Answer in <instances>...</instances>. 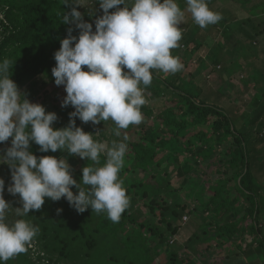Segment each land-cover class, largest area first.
<instances>
[{"label":"trees","instance_id":"16d2710c","mask_svg":"<svg viewBox=\"0 0 264 264\" xmlns=\"http://www.w3.org/2000/svg\"><path fill=\"white\" fill-rule=\"evenodd\" d=\"M92 1V9L77 7L95 31V20L103 15V10L97 8L98 0L96 4ZM214 1L207 0V3L222 17L224 43H214L206 57L199 58L198 71L184 75L187 65L179 55L180 47L191 52L199 50L211 34L208 30L221 28V25L218 22L196 29L192 26L191 13L187 12L186 0H177L186 19L180 25V47L172 49V54L180 58L184 68L175 74L152 70V83L145 89L148 102L141 111L153 118L154 126H146L143 120L137 129L128 133V152L120 179L130 205L119 222H112L106 212H93L91 207L79 213L65 198L54 201L57 202L54 210H44L42 214L37 210L29 212L27 218L35 215L44 220L43 233L41 236L38 233L41 238L54 231L58 248L50 245L49 248L58 250L59 260L77 257L84 260L81 264H156L167 251L164 264H199L206 261V253L209 256L221 253L219 259L229 264L235 260L231 251L241 249L249 234L252 240L242 254H235L243 255L239 264L244 263V258L252 263L258 259L264 264V222H261L264 220V63L257 70L258 76L248 73V77L242 79L245 87L254 86L258 91L251 102L245 103L246 108L241 113H235L234 108L228 111L207 103L195 84L199 69L212 66L213 71L231 76L235 68L229 65L230 56L238 69L244 70L241 58L253 56L248 61L252 65L254 59L264 53V49L259 50L254 43L264 35V0H234L248 11V16L243 18H238L233 11H216L212 7ZM71 7L63 5L62 0H0V61L8 58L14 62L10 75L19 87L30 82V92L33 91L38 76L55 83L54 53L72 27L61 23L62 14L71 11ZM92 11L94 14L89 15ZM72 34L78 36L79 30ZM235 34H240L243 42L240 52L234 55L232 49L227 52L226 48ZM228 80L225 83L231 86ZM221 88L218 92L223 97L231 95ZM149 100L154 103L151 105ZM153 105L163 109L156 114ZM72 111L71 105L57 107L54 127L67 126ZM105 123L89 125L76 119L77 126L91 133ZM94 138L100 140L99 136L94 135ZM222 145L225 147L221 150L220 168L214 171L212 167L218 164L214 156ZM30 150L38 157L69 156L66 150L41 152L35 143H31ZM78 159L80 171L75 179L79 182L83 167L92 162ZM104 162L102 156L101 165ZM201 162L208 165L210 173L219 172L214 184L208 186L206 179L195 180L197 170L203 177ZM172 171L180 177L178 185L168 178ZM204 176L210 177L208 172ZM231 184V189L226 190ZM232 189L235 191L231 192ZM73 191L78 193L79 190L73 186ZM57 206L62 212H57ZM184 216H190L194 230L184 242H173V237H177L184 226ZM182 249H185V257L181 256ZM28 263L26 253L19 254V259L14 257L4 262Z\"/></svg>","mask_w":264,"mask_h":264},{"label":"clouds","instance_id":"9594fccd","mask_svg":"<svg viewBox=\"0 0 264 264\" xmlns=\"http://www.w3.org/2000/svg\"><path fill=\"white\" fill-rule=\"evenodd\" d=\"M98 2L103 15L95 20L93 31V24L84 20L77 7L86 6L84 0H62L63 5L72 7L63 12L61 23L72 27L54 53L52 76L67 93L62 107L74 108L67 126L54 127L57 113L30 101L10 75L14 62L8 58L0 61V143L12 138L11 146L0 153V164L7 163L11 169L12 183L7 191L13 196L19 194L22 201V207L16 208L17 216L40 210L46 198H65L79 213L91 207L93 212H106L112 222H119L130 205L120 179L130 137L125 132L119 141H101L77 126L76 119L94 125L112 121L114 135L121 137V130L144 120L141 109L148 102L145 89L152 83V70L175 74L184 68L180 58L172 54V49L180 47V25L186 19L177 0ZM186 3L187 12L201 28L222 19L207 0ZM113 8L116 10L110 12ZM76 29L78 36L72 34ZM32 142L41 152L66 150L92 164L83 167L78 182L67 157H38L30 150ZM102 156L105 162L101 165ZM4 190L5 180L0 177V264L28 252L40 231L24 219L8 222L11 203L5 199Z\"/></svg>","mask_w":264,"mask_h":264},{"label":"rangeland","instance_id":"374dc122","mask_svg":"<svg viewBox=\"0 0 264 264\" xmlns=\"http://www.w3.org/2000/svg\"><path fill=\"white\" fill-rule=\"evenodd\" d=\"M84 3L86 6L84 5H80V7H87L92 9L93 8V1L92 0H84ZM212 7H214V9L216 11H223V12H235L238 16V18H243L248 16V11L246 9H243L242 6H240V4L238 5L236 2H234V0H215L213 2ZM97 8H99L101 11L102 9L100 8V5L97 6ZM192 22V26H194L196 29L201 28L198 24H196L193 20V18L191 19ZM221 25V28L216 29L215 27H209L212 28L210 29V31L208 30L209 33H211L206 41L204 42V45L199 49L196 50L194 52L189 51V49H186L184 47H180L181 49V54L179 53L180 56H183V63L186 62L187 68L184 70V75L185 74H189L191 71H195L199 68V58H205L206 54L208 53L210 47L216 43L217 41H220L221 43H224V37L222 34V26L223 23H221V20L219 21V26ZM219 32H218V31ZM264 35L260 36L259 39L256 40V42H254L255 44H257L256 46L259 47V50L264 49ZM242 36L240 34H235L233 36V38L230 40V43L228 42L227 44L228 47L226 48L227 52H230V50L232 49L234 52V55L237 54L238 52H240V45L243 42ZM248 46V44H247ZM184 48V49H183ZM253 57V56H252ZM251 55L241 58V62H243L245 64V68L244 70H239L237 67V64H235L234 58L230 56L231 59H229V65L231 67H234L235 70L233 72H231V76H229L227 73H221L219 71H213V67L211 68L209 66V68L206 69H199V75L195 78V84L197 87H199L201 89V96L202 97H206L204 98L207 103H211L214 105H219L222 106V108L226 109L229 111V109L234 108V112H243L246 108V104L248 102H251L252 99L254 98L255 94L257 93V89L254 88V86H249L245 87L243 85V78H247L248 77V73L249 75H251L252 73H254L256 76H258L259 72L257 71L260 67L263 66V59H264V53L261 52V56L258 58H255V62L251 65L249 64L248 61L251 60ZM254 58V57H253ZM252 58V59H253ZM230 80V84L231 86L227 85V80ZM47 78L44 76H38L36 78L37 81V86H35L34 90L30 92V87H31V83H27V84H23L20 89L26 93L27 98L34 102V103H41L46 107L47 111H54L57 113V107H62V101L65 98V96L67 95L66 91H65V87L63 85L57 86L55 83H51L50 81H46ZM228 80V81H229ZM221 88V90L225 93H231V95L229 97L226 96H222L221 94H219V88ZM248 88V90H247ZM30 92V93H29ZM149 103H154V100H149ZM155 107L154 111L155 113H159L163 107H157L155 105H153ZM154 114V112H153ZM144 116V124H147L146 126H154V122H153V118L152 117H147V115L143 114ZM56 123V121L54 122V124ZM89 125H92L91 122H88ZM115 124L112 121H108L105 124L102 125V127H98L96 129L93 130L94 135L99 136L101 141H106L108 143H111L113 140H117L119 141L120 139H122L123 134L126 132L127 134L130 132H133L135 129L138 128V125H130L128 129H124L121 130V137H116L114 135V129H115ZM12 139V138H11ZM11 139L7 142H4V144L0 143L1 147H0V153L4 152L6 150L7 147L11 146ZM35 143V142H32ZM225 145H222L219 147V150L215 153V160H217L216 162L218 164H214V166L212 167L214 171H216L217 168H220V162L219 160L221 158H223V154L221 153V150L224 149ZM223 151V150H222ZM60 157H67L68 161L71 165V170H72V174L74 176V178H78L79 175V171L78 168L80 167V161L78 159L77 156L74 155H59L58 158ZM208 163V162H207ZM201 166V172H203V177H201V173L200 170H197V175L194 174L195 180L199 181V180H204L206 179V183L209 186V184H214L215 183V179H217L219 177V172H209L208 169V165L206 163L201 162L200 163ZM172 170V168H170ZM205 172H208L210 177H206L204 176ZM213 175V176H211ZM0 177H2L5 180V190H4V197L7 201H9L11 203L8 215H7V220L9 223H14L15 220L17 219H24L27 221H30L34 226H38L40 231V233L42 232V227L41 225L44 223V220H42L41 217H37V216H33L30 218H27L28 214L26 216H17L16 215V208L18 207H22V201L20 200L19 194L13 196L12 194H10L7 189L9 184L12 183L11 180V169L10 166L7 163L4 164H0ZM169 180H171L175 185H178V183L180 182V177H178L177 173L175 171H172L169 175ZM230 187H232V184L229 185L228 187H226V190L231 189ZM235 189H232L231 192H234ZM245 202V201H244ZM57 202H54L53 200H50V198L45 199V203L42 206V208L40 210H38V212H40L41 214L43 213L44 210H54V207L56 206ZM56 209H60V206H57ZM62 209V208H61ZM208 213V212H206ZM37 221V222H35ZM262 223L264 222L261 221ZM34 223H36L37 225H35ZM183 227L180 230V233L177 235V237H173V242L175 240H178L179 242H184L189 235L191 234V232L194 230V222L191 221L190 216H184L183 217ZM54 231H49L48 233H46V237L45 238H41V234L40 236L37 235L33 242H32V247L29 248L28 252H26V256L28 258V260H30L31 264H81L84 262L81 261L80 259H77V257L72 258H61L59 260V252L58 250H53L49 248L52 246L57 247V239L54 238ZM39 236V237H38ZM248 238H246L241 245V249H236L233 252L231 251V254L235 256V260L230 261L229 264H239V259L243 258V255H235L237 253L242 254V251L244 250V247H246V245L252 240L251 236L248 234ZM239 243V242H237ZM58 248V247H57ZM107 248H109L107 246ZM185 249H182L181 252V256L185 257V253H184ZM236 252V253H235ZM230 253V252H229ZM226 254V253H224ZM167 251L164 253V255H162L161 259H159V261H157L156 264H164V262L167 260ZM219 256H221V253H216V255L213 256H209L207 253L205 254L206 257V261H199V264H223V260L222 258L219 259ZM204 257V259H205ZM16 259H19V255L15 256ZM87 259V258H85ZM244 263L243 264H263L261 263L262 261L260 260H256V263H252L250 261H246V258H244ZM214 261V262H213ZM248 262V263H247ZM250 262V263H249ZM258 262V263H257ZM28 263V264H30ZM224 264H226V261L224 262Z\"/></svg>","mask_w":264,"mask_h":264}]
</instances>
